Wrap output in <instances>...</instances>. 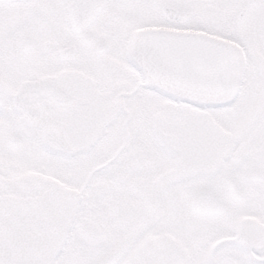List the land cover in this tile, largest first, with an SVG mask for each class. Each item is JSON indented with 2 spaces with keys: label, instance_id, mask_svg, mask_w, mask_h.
Returning a JSON list of instances; mask_svg holds the SVG:
<instances>
[{
  "label": "snow or ice",
  "instance_id": "6c2138e0",
  "mask_svg": "<svg viewBox=\"0 0 264 264\" xmlns=\"http://www.w3.org/2000/svg\"><path fill=\"white\" fill-rule=\"evenodd\" d=\"M0 264H264V0H0Z\"/></svg>",
  "mask_w": 264,
  "mask_h": 264
}]
</instances>
